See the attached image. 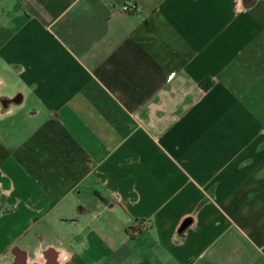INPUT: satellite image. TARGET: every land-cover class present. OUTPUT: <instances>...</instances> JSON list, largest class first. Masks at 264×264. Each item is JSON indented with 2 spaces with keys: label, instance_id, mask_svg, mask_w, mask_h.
I'll return each mask as SVG.
<instances>
[{
  "label": "crops",
  "instance_id": "0c3cea01",
  "mask_svg": "<svg viewBox=\"0 0 264 264\" xmlns=\"http://www.w3.org/2000/svg\"><path fill=\"white\" fill-rule=\"evenodd\" d=\"M0 264H264V0H0Z\"/></svg>",
  "mask_w": 264,
  "mask_h": 264
},
{
  "label": "built area",
  "instance_id": "2783aa9c",
  "mask_svg": "<svg viewBox=\"0 0 264 264\" xmlns=\"http://www.w3.org/2000/svg\"><path fill=\"white\" fill-rule=\"evenodd\" d=\"M135 8H136V5H135V4L122 5V6H121V9H122L123 11H125V12L133 11Z\"/></svg>",
  "mask_w": 264,
  "mask_h": 264
}]
</instances>
